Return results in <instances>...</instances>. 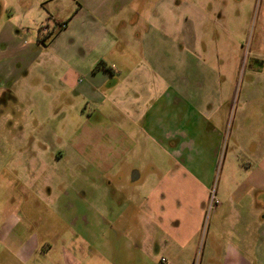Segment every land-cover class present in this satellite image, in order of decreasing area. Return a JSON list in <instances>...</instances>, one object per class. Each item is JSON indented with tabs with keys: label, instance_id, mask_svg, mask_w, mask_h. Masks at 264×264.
Returning <instances> with one entry per match:
<instances>
[{
	"label": "rangeland",
	"instance_id": "1",
	"mask_svg": "<svg viewBox=\"0 0 264 264\" xmlns=\"http://www.w3.org/2000/svg\"><path fill=\"white\" fill-rule=\"evenodd\" d=\"M257 60L264 0H0V264H264Z\"/></svg>",
	"mask_w": 264,
	"mask_h": 264
},
{
	"label": "crops",
	"instance_id": "2",
	"mask_svg": "<svg viewBox=\"0 0 264 264\" xmlns=\"http://www.w3.org/2000/svg\"><path fill=\"white\" fill-rule=\"evenodd\" d=\"M135 43L136 44L132 43L134 45L133 47L138 45L139 41H135ZM125 59L129 60V57H126ZM261 70H262L261 72L264 71V66H263V68H261ZM100 71L101 72L103 71V73H104L103 76H104L105 80H107L110 77L111 78L113 77V81L111 83L112 86H116L118 84V81L115 79V76L118 73L116 74L115 71L112 68L110 70H107V68H103V70H101V68H100ZM118 72H122V71L119 69ZM29 74H30V70L28 68H24V76L27 77ZM73 84H75V83L73 82ZM222 92H223V90H221V93ZM226 99L227 98L224 95H221V97L218 98V101L212 107V111L214 112V115H216L219 111H221L223 106L226 104ZM260 99H261V97L258 99V101ZM259 106H262L261 102H260ZM261 108L262 107H260V109ZM260 109H259V115H260ZM247 112H248L247 111V107H245L243 109L244 116H246ZM208 167H209V165L206 166V172L209 174ZM100 169H102L101 171H104L106 175L110 176L109 174H111V172H112V163L111 164H107V163L106 164H102ZM207 173H206V175H207V179H208L209 175ZM133 176L135 177V179L132 178L133 181H139L140 175L137 172L135 173V171H134L132 173V177ZM114 177H113V179H114ZM120 177H121V175L119 176V174H118L115 178H119L121 180L122 178H120ZM113 179H112V181H113ZM258 180L254 179L253 181H251L252 183H250L249 185H247V184L245 185L244 184V185L240 186L239 188H237V190L238 191H243V190L244 191H248V190L254 189L255 195H254V199H252L253 200V205L255 207L258 206L259 208H261V210H258L261 213V217H260L261 222H260V224L264 225V181H263V179L262 180L258 179ZM198 187H199V190H198L199 191V193H198V247H199V245H200V237H201V232L199 231V227H201L203 225V217H204V212H205V209H206V203H207V200H208L207 199V195H208V192H209V182L208 181L207 182L200 181ZM96 189L101 191V190H105L107 188L102 186L101 184H99L96 187ZM85 197H86V194H85V192H83L81 198L85 199ZM234 198L230 199V202H232L234 205L235 204H237V206L245 205L244 202H246V200L244 199V197H238L237 199H234ZM107 201L108 200L105 199V203H107ZM115 202L117 203L116 200H115ZM153 202H154V197H152L151 200H148V202H147L148 208L153 205ZM101 207H102V210L105 213L107 211L106 210L107 205L103 204V200H102V206ZM99 214H101V213H99ZM10 233H11V228L5 233V235H3L2 241H6V239L9 237ZM244 242H245L244 247L246 249H249V251H251V242L248 241V239L244 240ZM32 246H33L32 249H35V248H39L41 246V244L40 243L38 244V242L37 243L35 242V243L32 244ZM260 247L262 249L264 248V231H262L259 234V236L257 238V242L255 244V248H260ZM50 248H51V246H50ZM140 248H142V247H140ZM113 254H115V253H113ZM130 254L132 255V252ZM188 254L189 253L186 254L187 257H188ZM169 255L171 256V263L172 264H177L178 261H180V259H181V256L178 257V255H176V254L169 253ZM162 261L165 262V263H168V260L165 259V258H162ZM131 263H132V261H131ZM131 263H129V264H131ZM113 264H119V263L118 262H113ZM132 264H136V262L132 263Z\"/></svg>",
	"mask_w": 264,
	"mask_h": 264
},
{
	"label": "water",
	"instance_id": "3",
	"mask_svg": "<svg viewBox=\"0 0 264 264\" xmlns=\"http://www.w3.org/2000/svg\"><path fill=\"white\" fill-rule=\"evenodd\" d=\"M256 65L262 68L263 63H261L260 61L257 60V61H256ZM132 178L135 179L134 176H133Z\"/></svg>",
	"mask_w": 264,
	"mask_h": 264
},
{
	"label": "flooded vegetation",
	"instance_id": "4",
	"mask_svg": "<svg viewBox=\"0 0 264 264\" xmlns=\"http://www.w3.org/2000/svg\"><path fill=\"white\" fill-rule=\"evenodd\" d=\"M135 173H136V171H135ZM120 178H122V177H120Z\"/></svg>",
	"mask_w": 264,
	"mask_h": 264
}]
</instances>
